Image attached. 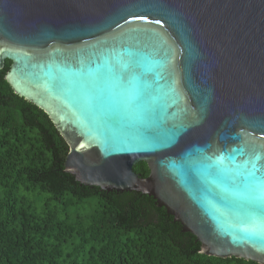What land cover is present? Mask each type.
Returning <instances> with one entry per match:
<instances>
[{"label":"water","instance_id":"water-1","mask_svg":"<svg viewBox=\"0 0 264 264\" xmlns=\"http://www.w3.org/2000/svg\"><path fill=\"white\" fill-rule=\"evenodd\" d=\"M6 61L75 182L152 197L200 254L264 264V0H0Z\"/></svg>","mask_w":264,"mask_h":264},{"label":"trees","instance_id":"trees-1","mask_svg":"<svg viewBox=\"0 0 264 264\" xmlns=\"http://www.w3.org/2000/svg\"><path fill=\"white\" fill-rule=\"evenodd\" d=\"M9 67L0 70V264H256L200 254L152 197L75 182L64 172L66 143L13 94ZM132 171L149 174L144 162Z\"/></svg>","mask_w":264,"mask_h":264},{"label":"rangeland","instance_id":"rangeland-1","mask_svg":"<svg viewBox=\"0 0 264 264\" xmlns=\"http://www.w3.org/2000/svg\"><path fill=\"white\" fill-rule=\"evenodd\" d=\"M32 208H35V211H39L40 205L39 204H33Z\"/></svg>","mask_w":264,"mask_h":264}]
</instances>
